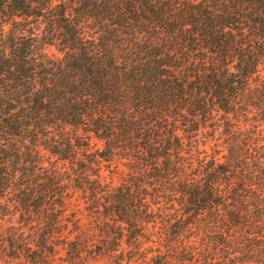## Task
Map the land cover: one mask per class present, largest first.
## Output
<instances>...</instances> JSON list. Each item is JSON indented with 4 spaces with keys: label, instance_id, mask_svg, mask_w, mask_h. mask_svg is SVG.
I'll use <instances>...</instances> for the list:
<instances>
[{
    "label": "trees",
    "instance_id": "16d2710c",
    "mask_svg": "<svg viewBox=\"0 0 264 264\" xmlns=\"http://www.w3.org/2000/svg\"><path fill=\"white\" fill-rule=\"evenodd\" d=\"M57 259L264 264V0H0V263Z\"/></svg>",
    "mask_w": 264,
    "mask_h": 264
},
{
    "label": "rangeland",
    "instance_id": "374dc122",
    "mask_svg": "<svg viewBox=\"0 0 264 264\" xmlns=\"http://www.w3.org/2000/svg\"><path fill=\"white\" fill-rule=\"evenodd\" d=\"M97 147H99V145H97ZM127 169L121 164L119 163L118 161H114L108 169H103L102 171V177L104 178V181L106 182H112L113 184H117L121 178V176L125 175L127 173ZM121 173L123 175H121ZM79 204V205H78ZM74 205H78V207H71V209H80L83 205L82 203L79 201V202H74ZM79 218H82L81 220V223L82 224H87V217H80L79 215ZM85 228H87V226H85ZM61 256V254L59 253L57 255V258H59ZM2 264V263H0ZM55 264H67V263H64L60 260L57 259V261L55 262ZM87 264H109V262L106 260V259H99V260H95V261H91Z\"/></svg>",
    "mask_w": 264,
    "mask_h": 264
}]
</instances>
